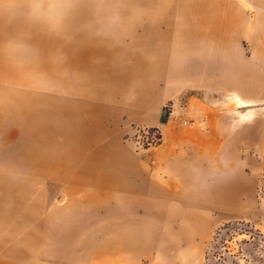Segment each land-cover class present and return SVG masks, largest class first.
<instances>
[{
    "label": "rangeland",
    "instance_id": "1",
    "mask_svg": "<svg viewBox=\"0 0 264 264\" xmlns=\"http://www.w3.org/2000/svg\"><path fill=\"white\" fill-rule=\"evenodd\" d=\"M67 1L0 0V35L3 26L12 30L14 25L4 20L31 23L39 9L43 19L54 18L66 3L75 7L76 0ZM212 1L182 0L180 13ZM220 3H227L230 17L239 21L227 49L193 39L201 49L196 57L187 46L188 35L171 37L177 63L197 59L206 68L181 72L178 67L180 73L167 82L154 76L156 58L147 51H126L150 60L146 70L125 51L112 53V71L123 77L96 82L101 95L93 117L82 123L98 133L86 149L111 143L108 152L121 172L109 179L78 184L30 175L25 143L33 131L11 115H0V212L10 213L0 215V264H264V0ZM10 34L0 36V52L12 58L9 51L30 49ZM1 77L0 67V107L12 102L3 97V88L16 87ZM188 159L213 165L206 213L124 212L127 201L119 188L129 181L142 185L145 177L166 191L181 190L186 199L192 193L194 199L203 183L179 181L172 168L174 160ZM89 168L97 176L113 169L95 163ZM110 183L118 191L108 198L103 186ZM165 203L170 207L174 199L166 196ZM43 217L54 222L38 225ZM60 232L70 233L65 242L53 237ZM127 233H132V249Z\"/></svg>",
    "mask_w": 264,
    "mask_h": 264
},
{
    "label": "crops",
    "instance_id": "2",
    "mask_svg": "<svg viewBox=\"0 0 264 264\" xmlns=\"http://www.w3.org/2000/svg\"><path fill=\"white\" fill-rule=\"evenodd\" d=\"M182 0H76V4L81 3L83 6H88L87 10L92 12H101L100 16L93 15L92 22L95 24V29L92 34L114 38L116 42L113 46H104L105 51L110 54L112 61L110 64H101L107 68L108 76L112 80L122 78L123 76H116L112 71V64L115 61L113 52L125 51L130 58L138 59L139 62H133L135 65L143 70L152 66V62L147 59H142L138 54L126 52L131 49L139 48L145 50L156 58L154 76L158 80H172L177 74L182 71H196L206 68L205 63L200 60H194L191 63L183 62L177 63L178 58L176 52L173 50L174 36L183 39L189 36L191 43H187L188 48L196 57L201 53L198 44L193 43V39L205 42H214L217 49H227L230 31L238 26V18H231L228 12L227 3L222 4L220 0L212 1V3H205L204 5L196 6L190 13L182 15L180 13V4ZM106 6L107 8H102ZM117 6L118 8H114ZM118 9H122L123 14L118 13ZM173 39V40H172ZM224 43V44H223ZM127 62V61H126ZM150 70V69H149ZM110 80V79H109ZM93 85H90L92 87ZM89 86H87L88 88ZM99 88V87H98ZM101 95V91H100ZM99 95V96H100ZM99 96L97 98L99 99ZM97 99V100H98ZM97 106V104H96ZM95 106V107H96ZM93 114H90L91 119ZM86 116V115H85ZM85 117H68L64 122L66 123L64 129L59 133L62 140V148L66 157L60 163L53 164V168L48 174L44 175L50 177L52 180L62 181L71 178L75 183L91 181L95 182L97 177L99 179H109L113 173H120L121 168L117 166V161L113 160L111 153L108 152L111 148V143L98 144L100 148L94 151H89L86 147L95 144L98 133H94L91 129L83 126ZM82 138V147H78V141ZM116 146V143H112ZM112 147V148H114ZM192 161L183 160L177 162L174 160L172 164L174 175H179V181H196L203 183L196 187L193 194L183 193L181 190L174 189L166 191L159 184H150L148 177H145L142 185H135L132 181L126 182V187L119 188L124 192L126 204L124 212L126 214L141 213V214H162L165 213L166 208L174 214H201L206 213L208 208H211L209 197H211L213 179V165L212 164H197L194 165ZM90 163H95L98 166H107L113 168L112 165L117 166L113 168L110 174L92 175L89 168ZM196 166V169L195 167ZM194 168V169H193ZM112 179V178H111ZM105 181V180H104ZM104 181H100L99 185H104ZM113 180L111 181V183ZM210 182L208 185L207 183ZM106 185L105 196L108 198L116 196L118 187L116 184ZM96 195V194H94ZM166 196L172 197L174 203L168 207L165 203ZM133 199H135L133 204ZM65 207V206H61ZM109 209H115L114 205H108ZM230 212H234L231 210ZM51 217L44 218L38 225L54 222ZM70 233H58L55 238L65 242ZM130 238V245L132 233H127ZM64 248L63 246H61ZM14 252V250H12ZM16 251V250H15Z\"/></svg>",
    "mask_w": 264,
    "mask_h": 264
},
{
    "label": "bare ground",
    "instance_id": "3",
    "mask_svg": "<svg viewBox=\"0 0 264 264\" xmlns=\"http://www.w3.org/2000/svg\"><path fill=\"white\" fill-rule=\"evenodd\" d=\"M87 8L81 3L75 7L66 3L54 18L48 14L43 19V11L39 9L37 19L31 23L4 20V24L14 25L12 30L3 26L4 35L0 36L11 31L14 39L30 46L28 51L20 53L9 51L12 58L0 52L1 78L16 85L13 89L3 88V97L10 96L12 102H2L0 115H11L17 124L33 131L25 143V159L33 167L28 169L30 175H46L53 164L66 157L62 154L61 138L53 136V132L60 133L68 117L89 118L100 95L96 82L113 79L101 64L112 61L104 46H113L115 39L92 34L96 23L91 21V16L101 12L95 14ZM118 10L123 14L122 9ZM0 215L10 216V213L2 211Z\"/></svg>",
    "mask_w": 264,
    "mask_h": 264
}]
</instances>
